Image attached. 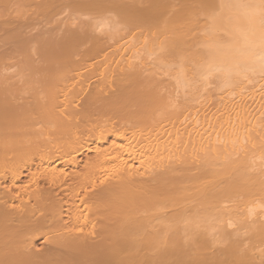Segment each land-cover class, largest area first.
Instances as JSON below:
<instances>
[{
    "label": "bare ground",
    "instance_id": "bare-ground-1",
    "mask_svg": "<svg viewBox=\"0 0 264 264\" xmlns=\"http://www.w3.org/2000/svg\"><path fill=\"white\" fill-rule=\"evenodd\" d=\"M203 1L189 63L103 13L40 100H0V264H264V0Z\"/></svg>",
    "mask_w": 264,
    "mask_h": 264
},
{
    "label": "rangeland",
    "instance_id": "rangeland-1",
    "mask_svg": "<svg viewBox=\"0 0 264 264\" xmlns=\"http://www.w3.org/2000/svg\"><path fill=\"white\" fill-rule=\"evenodd\" d=\"M31 1H33V0H10L9 3L5 4L6 6L4 5V7L0 4V9L2 8L0 11L2 12V10H3V13L0 15V20H1L0 21V60H1L0 61V67H1L0 68V90L2 91V93H5V94H1V91H0V95H2V98L0 96V100H5L6 98H7V100L10 99L11 101L10 100L9 101L13 102V104L15 106L18 105L17 107L21 106L23 108L30 107L31 106L30 104L34 103L35 99L36 100L37 99L40 100L39 97H41L42 95L39 94V93H41L42 91L44 92V90L46 89L45 87H48L47 84L56 83L58 81V79H59V74L60 73H62V75L64 74V71H65L64 68L67 67L69 69H72L71 67L74 68L76 65L78 66V65L81 64L80 63L81 62L80 59H81L82 51L85 48H87L86 46H88V43H89L87 41V37L84 36L85 33H83V32H85V30H84L85 26H89L91 24V23H89L90 21L92 23H94V19L96 20L98 18V16L99 17L103 16L102 15L103 13L105 14L106 17L110 18L112 16V18H113V17H115V16H113V14L118 15L119 13H121V11H123L122 12L123 16L127 17L129 15L126 18V20L130 17L126 22L130 21L129 23H131L132 19H133V21L131 23L132 25H129L128 23L127 24L125 23L127 26L126 25H124V26H126V27H124V26L122 27L121 26V33L123 32V34H124V31L125 32H130L132 30V28H136L137 27L136 28L137 30L136 29L134 30V32L136 31L137 33L133 32L132 35H134V37H133L134 40L138 41L139 40V36H137V34H138V31H140V30L146 31L148 29L147 31H149V32L151 30V33L154 34L155 37L157 36L156 32H158L159 33L158 34L159 37L158 36L157 37L158 38H160V37L162 38V39L161 38L159 39L161 41L160 48L162 47L163 50L165 49V51H167V50L168 51L165 53V51L159 49V50H157L156 55L157 54H158L157 56H161L162 54H166V56L170 55V56L173 57L174 61L178 60V58L181 57V58H184L189 63L190 60H191V57H192V53H194V51H195L194 46L192 44L193 40L191 39V37L193 35H195L196 32L199 30V26H200V24L202 22V18H203V15H204L203 11H205V8H201L202 5L205 4V2L203 0H194V1L193 0H177V1H175V0H172V1L171 0L170 1L169 0H153L152 1L151 0V2H150V0H133V1L132 0H114V1L113 0H102V2L103 1L104 2L101 3V5L104 6V7H102L101 5L99 7V5H97L98 9L95 8V7L93 9H90V8H92V5H90L87 2H91V0H88V1L87 0H44V2H46V3L48 1V4H49V1L51 3L52 2L54 3V4L53 3L49 4V8H48V6L46 4H44V2L41 3V6H40V2H39L40 0H38V1L36 0V2H39V3H37V5H36L35 1L34 2H31ZM99 1L101 2V0H99ZM95 2L97 3V0ZM18 3H20V4H18ZM63 3H65V4H63ZM107 4L112 5L111 8ZM115 5H118V7L115 6ZM120 5H121V7H120ZM135 5H136V7H135ZM149 5H150V7L151 6L152 7L150 8ZM27 6H28V8H27ZM6 7L8 8V10H7ZM19 7H21L20 10H18ZM58 7H60V8L58 9ZM67 7L69 8V11L67 10L68 9ZM158 7H160L161 9L158 10ZM124 8H125V11H124ZM47 9H48V11H47ZM86 9H88V10H86ZM110 9H111V11H110ZM116 9H119V10H116ZM149 9H152V10H149ZM128 10H130V11H128ZM143 10H145L146 13ZM98 11H99V13H98ZM109 11L111 13H108ZM115 11L118 12V13H115ZM132 11H133L134 15H133ZM151 11H152V13H151ZM164 11H166V12H164ZM19 12H22V13L20 14ZM29 12H30L31 15L29 14ZM129 12H131V13H129ZM106 13H108L109 15L110 14H112V15L108 16V14H106ZM148 14H151V15H148ZM49 15L51 17H49ZM86 15L89 16V18ZM92 15L94 17H92ZM144 15H146V16H144ZM155 15H156V17H154ZM43 16H44V19H43ZM77 16L78 17L80 16V17L78 18ZM6 17H8V18H6ZM132 17H134V18H132ZM163 17H164V19H163ZM165 17L167 19H165ZM112 18H110L111 21H113ZM7 19H8V21H7ZM40 19H42V20H40ZM153 19H155V20H153ZM144 20H146V21H144ZM139 21H141L140 22L141 24L139 23ZM85 22H87L86 25H85ZM122 22L124 23V21H122ZM152 23L155 24V25H153V28L151 26ZM73 24H74V28H73ZM148 24H150V25L148 26ZM6 26H8V27H6ZM69 26H71V27H69ZM141 26H143V28ZM124 28H125V30H124ZM63 29H65V30H63ZM82 30H84V31H82ZM127 30H129V31H127ZM158 30H160V31H158ZM62 31H63V33H62ZM19 33H20V35H19ZM61 33H62V35H61ZM65 33L69 37H67V35ZM101 33L102 32H100V35H102V37H103L104 33H102V34ZM160 33H161V35H160ZM120 34H118V35L120 36ZM8 35H9V37H8ZM15 35H17V37ZM76 35H78V36H76ZM105 35L107 36V33H105ZM79 36H81L82 39H80ZM135 36H136V39H135ZM164 36L167 38V40H166V38H165V40H163ZM70 37H72V39ZM74 37H76L77 39H75ZM102 37H99V39L104 41L106 39V37L105 36L103 38ZM169 37H171V38H169ZM54 38H56V39H54ZM78 38H79V40H78ZM11 39H12V41H11ZM22 39L25 40V41L23 42ZM50 39H51V41H50ZM66 40H69V41L67 42ZM75 40L78 41V42H75ZM81 40H82V42H79ZM163 41L166 44H163L164 43ZM16 42H18V45H17ZM48 42H49V45H48ZM74 42L76 43V45H75ZM83 44H85V45H83ZM33 46H35V47H33ZM170 46H171V48H170ZM35 48L36 49L39 48V49L37 51H35L36 50ZM77 48H79V49H77ZM72 52H73V54H72ZM75 52H77V53L74 54ZM56 53L58 54V56H56L57 55ZM66 54L69 55L68 58H67ZM29 55H31V56H29ZM60 55H61V57H60ZM20 56H22V57H20ZM77 56H79V57H77ZM25 57H27L26 60H25ZM22 58H24V59H22ZM68 59H70V60H68ZM18 61H19V63H18ZM25 61H27L28 64ZM62 61H63V63H62ZM36 63L38 65H36ZM48 64H49V66H48ZM59 64H61V65H59ZM67 64H69V66ZM13 66H15L16 68L14 69ZM3 67H4V71L1 70V69H3ZM60 67H61V69H60ZM5 68H6V70H5ZM16 69L19 70V71H17ZM52 70H54V71H52ZM12 71H14V72H12ZM32 71H34V72H32ZM58 71H60V72H58ZM148 72L149 71L144 72L145 73V74H143L144 77H148L147 76ZM28 73H29V75H28ZM47 73H49V74H47ZM57 73H58V76H57ZM5 74H7V76ZM16 76H17L18 80L16 79ZM15 80H16V82H15ZM148 80L149 79L145 78L143 81L147 82ZM153 80L154 79H152V81ZM7 82H8V84H7ZM153 82H155V81H153ZM41 85H43V86L41 87ZM34 86H36V88ZM10 87L12 88V90L10 89ZM13 88L16 89L14 95L18 94L15 97L13 95V93H14L13 92L14 91ZM33 89H34V91H33ZM163 89L161 88L162 91L158 92L157 94L155 93V96H156V99H157V104L160 105V106L164 105L166 103V101H167L166 99L163 98V96H161L162 93L165 94L164 93L165 92V88H163ZM9 90L11 91L10 93L8 92ZM23 90H25V91H23ZM28 92H31V93H28ZM34 92H36V95H33ZM43 92H42V94H43ZM29 94L33 95L31 97L33 99L32 101H30L31 98H30ZM20 95L22 96V97H20L21 99L18 98ZM157 95H159V97ZM12 99H13V101H12ZM15 99H17V100H15ZM20 101H21V104H20ZM24 105L25 106L27 105V106L24 107Z\"/></svg>",
    "mask_w": 264,
    "mask_h": 264
}]
</instances>
